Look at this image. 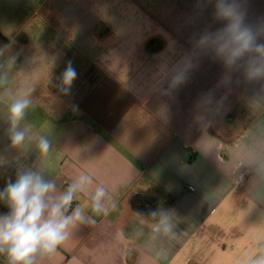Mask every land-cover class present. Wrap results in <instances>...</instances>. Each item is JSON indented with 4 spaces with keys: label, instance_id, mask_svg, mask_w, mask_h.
Masks as SVG:
<instances>
[{
    "label": "crops",
    "instance_id": "0c3cea01",
    "mask_svg": "<svg viewBox=\"0 0 264 264\" xmlns=\"http://www.w3.org/2000/svg\"><path fill=\"white\" fill-rule=\"evenodd\" d=\"M245 5L249 23L264 21V0ZM179 12L159 0H0V47L19 53L9 86H35L27 122L53 140L43 166L61 190L87 172L93 189L111 195L108 212L47 264H246L264 241V222L249 212L257 185L242 166L264 133V81L229 80L221 62L195 48L203 30L223 27L212 4L189 20ZM68 61L78 77L65 96L56 85ZM186 61L192 67L174 86ZM5 111L0 103V155L11 166L0 168V190L17 158L42 163L34 142L9 150ZM159 209L171 210L175 239L139 223H155L148 214ZM120 229L127 244L115 239Z\"/></svg>",
    "mask_w": 264,
    "mask_h": 264
},
{
    "label": "clouds",
    "instance_id": "9594fccd",
    "mask_svg": "<svg viewBox=\"0 0 264 264\" xmlns=\"http://www.w3.org/2000/svg\"><path fill=\"white\" fill-rule=\"evenodd\" d=\"M213 5V17L223 22L216 30L205 29L194 37L195 48L221 62L230 80L232 73H239L246 83L264 81V21L256 24L247 20L245 0H207ZM10 45L0 47V103L5 104L4 121L9 150L19 152L35 143V152L40 165L23 163L19 158L14 165V177L9 176L0 190V205L6 213H0V260L3 264H47L58 250L70 241L82 227L95 223V217L109 210L111 195L104 185L93 189V177L81 172L61 190L43 166L52 153L50 135H34L27 115L33 106L35 86L28 84L9 86V72L16 67L19 53L9 51ZM192 67L190 61L174 69L172 84L179 85ZM78 77V72L68 61L56 85L67 96ZM11 166L6 156L0 155V168ZM243 167L250 180L257 185V195L249 212H256L264 222V133L254 138L246 152ZM244 174L237 177L244 182ZM79 197H87L86 206L78 203ZM143 217L144 214L136 213ZM155 223L141 220L139 223L150 229V236L163 235L175 239V220L171 210L159 209L148 214ZM143 235V230L136 233ZM118 243L127 244L129 233L120 229L115 234ZM166 254L161 249L158 255ZM246 264H264V241H257V253Z\"/></svg>",
    "mask_w": 264,
    "mask_h": 264
},
{
    "label": "rangeland",
    "instance_id": "374dc122",
    "mask_svg": "<svg viewBox=\"0 0 264 264\" xmlns=\"http://www.w3.org/2000/svg\"><path fill=\"white\" fill-rule=\"evenodd\" d=\"M159 1H160V5L165 4V8L168 7L170 8L175 7V9L179 8L180 19L184 17L185 18L188 17V20L190 17L191 19H193L192 11L194 9H204L207 3V0H159Z\"/></svg>",
    "mask_w": 264,
    "mask_h": 264
},
{
    "label": "trees",
    "instance_id": "16d2710c",
    "mask_svg": "<svg viewBox=\"0 0 264 264\" xmlns=\"http://www.w3.org/2000/svg\"><path fill=\"white\" fill-rule=\"evenodd\" d=\"M13 177V175H12ZM142 197H135L133 200H132V205L134 207V209L136 210H139L140 209V204L142 203Z\"/></svg>",
    "mask_w": 264,
    "mask_h": 264
}]
</instances>
